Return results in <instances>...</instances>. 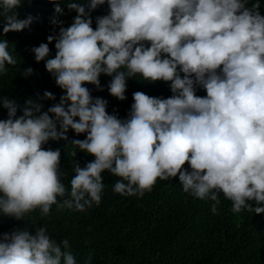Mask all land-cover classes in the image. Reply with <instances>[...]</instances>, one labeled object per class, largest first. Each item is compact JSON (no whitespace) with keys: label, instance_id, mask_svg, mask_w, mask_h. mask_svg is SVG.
Instances as JSON below:
<instances>
[{"label":"clouds","instance_id":"clouds-1","mask_svg":"<svg viewBox=\"0 0 264 264\" xmlns=\"http://www.w3.org/2000/svg\"><path fill=\"white\" fill-rule=\"evenodd\" d=\"M24 2L31 0H0V37L32 23L31 16L18 18ZM48 2L55 13L50 23L59 31L31 52L64 94L46 111L40 100L56 99L49 91L22 108L0 95L7 111L0 120V216L22 221L37 209L46 216L53 205L83 212L101 202L106 171L119 178L112 191L121 196L142 197L158 179L178 178L184 193L214 202L213 213L223 195L234 213L264 214V16L258 2L66 0L76 13L66 28L58 19L61 0ZM105 3L107 14L93 29L91 12ZM53 41L55 56L48 58ZM16 63L8 41L0 39V74ZM32 74L29 67L22 76ZM101 75L112 77L107 90L119 101L132 77L169 83L172 95L137 91L120 119L84 86L102 91ZM198 88L206 95L198 96ZM69 130L85 134L71 145L93 159L83 167L73 162L66 185L61 150L43 145L66 140ZM91 259L90 252L84 264ZM0 264L77 261L70 241L58 242L43 225L34 234L19 228L0 233Z\"/></svg>","mask_w":264,"mask_h":264},{"label":"trees","instance_id":"trees-1","mask_svg":"<svg viewBox=\"0 0 264 264\" xmlns=\"http://www.w3.org/2000/svg\"><path fill=\"white\" fill-rule=\"evenodd\" d=\"M257 2L264 16V0H249V5ZM60 6L63 14L58 19L66 28L76 13L68 10L66 0H61ZM107 11L105 3L91 12L93 29L96 18L106 15ZM17 12L19 19L29 16L33 19L24 30L0 37L8 41L9 52L17 59L16 65H6V70L0 74V95L16 100L22 108L27 99L36 100L49 91L56 99L40 100L42 111H46L58 103L64 93L45 70V61L37 63L31 49L47 43V37L54 31L58 33L59 28L54 29L50 23L55 15L54 4L48 0H31V3L24 2ZM54 44L55 41L49 44L48 58L55 56ZM29 67L33 74L24 78L23 70ZM111 78L100 76L102 91L90 84L84 86L94 98L106 100L108 113L120 119L127 117L132 95L137 91L160 98L172 95L169 83H148L132 77L127 80L126 99L119 101L108 93ZM196 94L206 95L200 88ZM20 114L18 111L17 115ZM3 119H7V111L0 108V120ZM66 136V140L49 141L43 147L61 150V172L67 173L62 180L67 185L73 175V162L83 167L93 158L71 145L74 139L83 140L85 134L77 136L69 130ZM73 151H77L75 157ZM102 176L104 191L99 205L93 204L83 212L57 209L53 205L46 216L37 209L22 221L0 216V233L19 228L34 234L36 228L46 225L52 238L58 242L65 238L70 241L77 264H84L90 252L89 264H264V214L256 215L244 209L234 213L231 202L223 195L213 213L214 202L201 201L184 193L178 178L158 179L151 191L141 197L115 194L112 189L119 178L107 171Z\"/></svg>","mask_w":264,"mask_h":264}]
</instances>
